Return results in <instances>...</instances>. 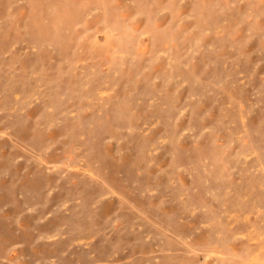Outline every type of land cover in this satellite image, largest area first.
<instances>
[{"label":"rangeland","instance_id":"1","mask_svg":"<svg viewBox=\"0 0 264 264\" xmlns=\"http://www.w3.org/2000/svg\"><path fill=\"white\" fill-rule=\"evenodd\" d=\"M0 264H264V0H0Z\"/></svg>","mask_w":264,"mask_h":264}]
</instances>
